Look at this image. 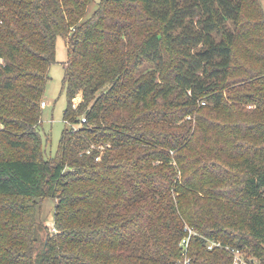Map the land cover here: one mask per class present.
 <instances>
[{
  "label": "trees",
  "instance_id": "trees-1",
  "mask_svg": "<svg viewBox=\"0 0 264 264\" xmlns=\"http://www.w3.org/2000/svg\"><path fill=\"white\" fill-rule=\"evenodd\" d=\"M93 1L0 0V264H183L187 226L190 264H231L227 246L264 264L261 0H100L87 17ZM59 36L68 104L47 158Z\"/></svg>",
  "mask_w": 264,
  "mask_h": 264
},
{
  "label": "rangeland",
  "instance_id": "rangeland-1",
  "mask_svg": "<svg viewBox=\"0 0 264 264\" xmlns=\"http://www.w3.org/2000/svg\"><path fill=\"white\" fill-rule=\"evenodd\" d=\"M99 1L94 0L89 6L87 17L91 16L96 10ZM261 2L264 7V0H261ZM67 59L68 46L65 39L59 36L57 39L56 62L50 68V79L45 92L47 106L43 108L42 126L40 127L47 158L55 156L62 131L65 128L64 114L68 101L63 80ZM55 206L56 200L54 198H45L41 204L40 215L46 221L49 230L54 227ZM40 237H45L44 232H42Z\"/></svg>",
  "mask_w": 264,
  "mask_h": 264
},
{
  "label": "built area",
  "instance_id": "built-area-1",
  "mask_svg": "<svg viewBox=\"0 0 264 264\" xmlns=\"http://www.w3.org/2000/svg\"><path fill=\"white\" fill-rule=\"evenodd\" d=\"M203 105L206 104V101H202L201 102ZM47 106V103L46 101H43L42 102V107H46ZM86 119L83 118L82 119V123L85 122ZM73 130H78L79 127L78 126H72ZM186 231H188L189 233V236L187 238H185L181 245H182V248H183V251H182V257H181V260L180 262H183V264H190L191 263V258L189 256V244H190V240H191V237L193 235L196 234V232L190 228V227H186ZM215 246H218V247H221L222 244L218 241H212L210 244H209V249H213V247ZM226 249L232 254V257H233V260H232V263L231 264H253L251 260L247 259L245 257V254L244 252L239 249V248H232V247H229L227 246Z\"/></svg>",
  "mask_w": 264,
  "mask_h": 264
}]
</instances>
